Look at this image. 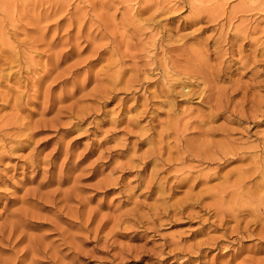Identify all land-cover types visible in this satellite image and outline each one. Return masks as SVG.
I'll return each instance as SVG.
<instances>
[{
	"label": "rangeland",
	"instance_id": "374dc122",
	"mask_svg": "<svg viewBox=\"0 0 264 264\" xmlns=\"http://www.w3.org/2000/svg\"><path fill=\"white\" fill-rule=\"evenodd\" d=\"M0 264H264V0H0Z\"/></svg>",
	"mask_w": 264,
	"mask_h": 264
}]
</instances>
